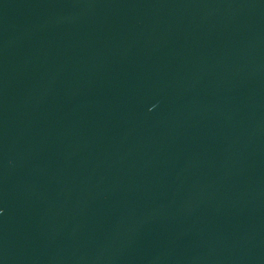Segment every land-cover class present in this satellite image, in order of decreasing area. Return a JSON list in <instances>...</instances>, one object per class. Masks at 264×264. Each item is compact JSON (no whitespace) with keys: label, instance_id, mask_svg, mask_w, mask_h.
Instances as JSON below:
<instances>
[{"label":"water","instance_id":"1","mask_svg":"<svg viewBox=\"0 0 264 264\" xmlns=\"http://www.w3.org/2000/svg\"><path fill=\"white\" fill-rule=\"evenodd\" d=\"M0 264H264V0H0Z\"/></svg>","mask_w":264,"mask_h":264}]
</instances>
